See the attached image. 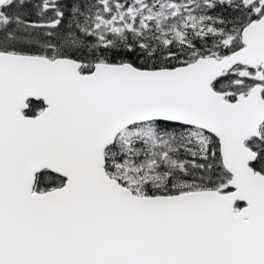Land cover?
I'll return each instance as SVG.
<instances>
[{
	"label": "snow or ice",
	"instance_id": "obj_1",
	"mask_svg": "<svg viewBox=\"0 0 264 264\" xmlns=\"http://www.w3.org/2000/svg\"><path fill=\"white\" fill-rule=\"evenodd\" d=\"M0 264H264V0H0Z\"/></svg>",
	"mask_w": 264,
	"mask_h": 264
}]
</instances>
